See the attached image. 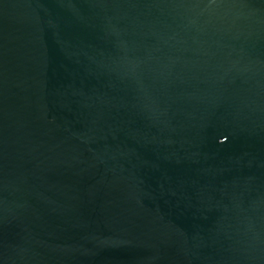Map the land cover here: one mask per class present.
<instances>
[{"label": "water", "instance_id": "1", "mask_svg": "<svg viewBox=\"0 0 264 264\" xmlns=\"http://www.w3.org/2000/svg\"><path fill=\"white\" fill-rule=\"evenodd\" d=\"M0 264H264V0H0Z\"/></svg>", "mask_w": 264, "mask_h": 264}]
</instances>
